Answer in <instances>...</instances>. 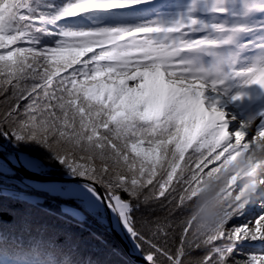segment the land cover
I'll return each instance as SVG.
<instances>
[{
    "label": "snow or ice",
    "instance_id": "6c2138e0",
    "mask_svg": "<svg viewBox=\"0 0 264 264\" xmlns=\"http://www.w3.org/2000/svg\"><path fill=\"white\" fill-rule=\"evenodd\" d=\"M0 264H264V0H0Z\"/></svg>",
    "mask_w": 264,
    "mask_h": 264
}]
</instances>
